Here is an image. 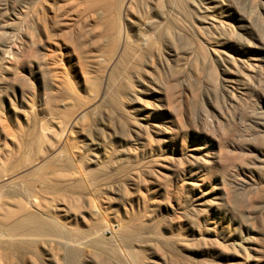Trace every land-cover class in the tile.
<instances>
[{"label":"rangeland","instance_id":"1","mask_svg":"<svg viewBox=\"0 0 264 264\" xmlns=\"http://www.w3.org/2000/svg\"><path fill=\"white\" fill-rule=\"evenodd\" d=\"M221 1L227 5L220 7ZM94 2L0 0V179L19 175L23 187L40 174L55 172L68 151H80L77 166L72 167L68 174L81 180L85 178L92 185L96 183L95 190L99 191L102 199L115 196L116 190L112 188L118 178L121 182H129L135 176L129 169L121 170L118 178L106 183L105 178L111 175L106 168L123 169L126 165L107 162L111 165L109 167L102 165L106 161L91 157L96 144H124L117 141L119 115L110 95L100 107L85 115V107L94 101L98 89L89 88L95 92L88 91L85 60L91 55L96 37L108 28L111 18L103 6L94 7ZM185 2H188V9L184 8L183 14L192 30V18L200 23L202 13L209 14L204 10L206 5L213 6L215 17L224 19L232 30L231 34L226 35L216 32V46L221 50L214 55L209 66L210 78L216 85H212L207 93L202 90L204 78L201 89H198L197 83L194 85L196 96L190 105L207 108L212 116L206 123L201 120L199 140L191 136L186 139L182 149L176 144L172 150L170 140H162L160 144L155 140L158 128H165L163 110L149 109V133L154 138L152 146L149 148L142 144L146 143L143 138L142 142H134L139 147V157L136 159L143 161L141 170L135 172L139 171L142 177L151 181L149 190L128 183V192L124 194L122 191L120 194H124L122 200L129 204L130 193L136 195L139 189L150 195L147 212L153 214L152 221L132 237L140 247L150 248L149 243L156 241L169 251L177 248L174 254L181 264H237L242 259L234 256L230 249L223 250L226 242L218 234L222 231V225L229 220L231 230L238 226L241 236L250 235L251 230L240 224L242 217L234 215L220 216L223 217L220 218V227L214 205H211L225 187L233 206L249 210L246 215L250 217L256 211L262 212L264 217V0ZM252 14L258 15L260 22L246 25L245 18ZM97 26H103L102 31H95ZM246 43L249 46L243 48ZM239 46L245 50L246 56L256 55L263 74L260 84L254 81L244 86L241 125L238 115L234 119L227 116L219 119L227 89L230 90V84L224 78L222 62L225 60L231 66V58L240 66L243 55L238 51ZM194 47L197 52V45L194 44ZM239 87L242 86L239 84ZM106 101L109 104H105ZM74 116L79 117L78 123L68 125ZM229 132L232 133L231 138L227 137ZM60 138L63 139L62 144H68L63 155L45 159L59 144ZM169 152H173V155ZM124 155L126 160H135L133 154ZM88 158L93 160L87 161ZM179 159L183 162L181 165ZM189 162L195 163L193 172L205 178V182L198 187L190 184L191 178L196 179V176L189 177ZM102 178L105 180L100 182ZM177 192L181 194L180 205L183 203L192 211L199 209V218L194 223L183 217L179 228L170 223L176 213L174 199ZM59 193L64 197L72 195L63 188ZM134 208L136 213L142 214L141 217L146 216L141 207ZM67 221L75 229L85 228V215L77 214L75 208L67 216ZM259 221L264 225V218ZM160 224L163 226L160 227ZM196 229L197 232L194 231ZM156 231V234H151ZM198 232L204 236L207 233V236L199 239L196 237L200 236ZM212 232H216V235H212ZM70 255V258L64 259L68 255L59 253L61 264H86L85 251L72 249ZM148 255L155 258L152 249ZM261 256L259 263L257 259L255 264H264V249ZM0 264L33 263L26 261L21 251L0 241ZM158 264L173 262L158 261Z\"/></svg>","mask_w":264,"mask_h":264},{"label":"bare ground","instance_id":"2","mask_svg":"<svg viewBox=\"0 0 264 264\" xmlns=\"http://www.w3.org/2000/svg\"><path fill=\"white\" fill-rule=\"evenodd\" d=\"M221 2L220 7L227 5ZM93 6H103L111 14V18L104 31L103 26L95 28V31L97 29L102 32L96 37L90 57L85 60V84L88 85V91L93 92L90 89L98 88L94 101L85 105V115L100 107L110 95L119 115L117 141L124 144H96L92 148L91 157L101 162L106 161L102 165L109 167L111 165L107 162L126 165L123 169L106 168L111 173L105 178L106 183L118 178L121 170L129 169L135 176L129 182H121L118 178L112 188L116 190L115 196L102 199L98 195L99 191L95 190L96 183L92 185L85 178L81 180L68 174L72 167L77 166L80 156V151H68L64 153V161L55 172L40 174L23 187L19 175L1 178L0 241L21 251L25 260L33 264H61L58 254H67L68 257L64 259H68L72 249L85 251L86 264H158V261L181 264L174 254L177 248L169 251L156 241L149 243L150 248H142L132 240L153 218V214L147 212L149 194L139 189L136 195L130 193V204L122 200L125 191L128 192V183L149 190L151 182L139 174L143 161L136 159L139 157V147L134 142H142L143 138L146 143L142 144L149 148L152 146L154 138L149 133V109L164 112L165 128H158L159 131L155 132L158 144L168 139L174 150L176 144L182 149L186 139L191 136L199 140L201 120L206 123L212 114L207 108L190 105L196 96L194 85L197 83L198 89H201L204 78L202 90L205 93L209 92L212 85H216L209 72L214 55L221 50L216 46V32L226 35L231 34L232 30L224 19L215 17L211 5L204 6L209 14L202 13L200 23L192 18V30L183 14L184 8L188 9V2L184 3V0H95ZM260 19L258 15L252 14L245 18V22L251 26L260 22ZM194 44L197 45V52L194 51ZM247 46L249 44L246 43L242 47ZM237 48L243 55L242 58L236 55L241 58L240 66L231 58V66L225 60L222 62L226 75L224 78L228 80L230 90L227 89L219 119H225L226 116L234 119L238 115L241 125L245 104L244 86L247 82L254 81L260 84L263 74L256 55L248 57L243 48ZM107 103L106 101L105 104ZM78 121L79 117L74 116L68 125L72 126ZM227 135L231 138L232 133ZM62 143L63 139L60 138L59 144L54 146L45 159L63 155L68 144ZM124 153L135 155V160H126ZM169 153L173 155V152ZM93 159L88 158L87 161ZM179 163L181 165L183 162L179 159ZM188 165L189 177L196 176V179L191 178V186H200L205 178L193 172L194 162H189ZM242 167L243 165L240 166ZM136 170L139 171L135 172ZM105 179L99 181L103 182ZM62 188L72 195L64 197L59 193ZM122 191L124 194H120ZM214 199L211 206L214 205L220 227V218L234 215L242 217L240 224L251 230L250 235L241 236L238 226L231 230L230 220L227 221L218 234L226 242L223 250L230 249L234 256L242 259L237 264H242V261L244 264H255L257 259L259 263L264 249V225L259 221L264 218L263 213L256 211L253 217L246 215L249 210L233 206L225 187ZM180 202L181 194L177 192L174 199L176 213L170 223L178 228L183 217H187L191 223L199 218V209L192 211L183 203L180 205ZM134 207H141L146 216L141 217L142 214L136 213ZM74 208L80 216L85 215L84 230L75 229L68 224L67 216ZM161 226L163 225L160 224ZM198 233L200 236L196 237L199 239L207 236V233L206 236ZM212 233L216 235V232ZM151 249L155 258L148 255Z\"/></svg>","mask_w":264,"mask_h":264}]
</instances>
